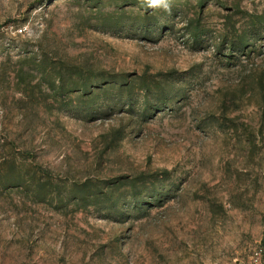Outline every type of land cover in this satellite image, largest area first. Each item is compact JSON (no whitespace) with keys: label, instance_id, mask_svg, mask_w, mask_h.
Masks as SVG:
<instances>
[{"label":"rangeland","instance_id":"374dc122","mask_svg":"<svg viewBox=\"0 0 264 264\" xmlns=\"http://www.w3.org/2000/svg\"><path fill=\"white\" fill-rule=\"evenodd\" d=\"M0 0V264H264V0Z\"/></svg>","mask_w":264,"mask_h":264},{"label":"clouds","instance_id":"9594fccd","mask_svg":"<svg viewBox=\"0 0 264 264\" xmlns=\"http://www.w3.org/2000/svg\"><path fill=\"white\" fill-rule=\"evenodd\" d=\"M143 3L147 5L148 8L152 9H164L165 11L170 10V4L168 0H143Z\"/></svg>","mask_w":264,"mask_h":264}]
</instances>
